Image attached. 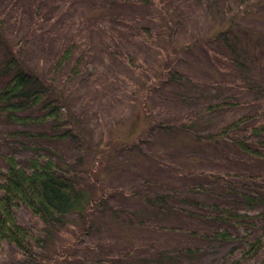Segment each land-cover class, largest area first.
Masks as SVG:
<instances>
[{
	"label": "rangeland",
	"instance_id": "1",
	"mask_svg": "<svg viewBox=\"0 0 264 264\" xmlns=\"http://www.w3.org/2000/svg\"><path fill=\"white\" fill-rule=\"evenodd\" d=\"M31 1L0 0L5 37L25 65L46 79L57 55L70 44L75 51L53 80L64 88V100L39 85L48 91L46 105L23 114L41 116L55 101L70 121L18 124L1 113L0 167L5 154L22 164L43 155L77 172L88 198L109 196V207L98 205L90 215V235L83 234L85 210L67 215L66 226L46 234L36 264H234L232 248L242 251L247 240L264 238V216H255L264 214V204L248 210L245 198L264 196V158L235 143L248 128L205 139L264 110V0H42L38 14ZM168 19L175 22L170 33ZM8 57L1 45L0 80L15 72L3 69ZM80 58V75L64 85ZM169 72L182 80H170ZM221 102L230 105L208 110ZM153 123L163 127L151 129ZM247 142L262 149L250 137ZM144 193L164 196L168 206L146 203ZM201 203L248 212L251 219L245 226L215 223ZM17 214L20 223L45 228L27 207ZM220 228L237 240L212 238ZM0 264L30 263L5 243ZM242 264H264V250Z\"/></svg>",
	"mask_w": 264,
	"mask_h": 264
},
{
	"label": "trees",
	"instance_id": "2",
	"mask_svg": "<svg viewBox=\"0 0 264 264\" xmlns=\"http://www.w3.org/2000/svg\"><path fill=\"white\" fill-rule=\"evenodd\" d=\"M30 5L31 7H35L36 14L40 13L41 9L44 7L42 0H32ZM6 24V19L1 18L0 46H4L6 52L11 56L3 62V69L9 73L10 71L15 72L7 79L0 80V114L3 113L6 118L18 124L41 123L49 120H55L64 124L69 122L70 118L67 116V113L65 114L64 105H59L55 101H50L47 104V108L50 109L41 116L32 117L24 115L23 112L39 105H46L48 91L40 88L39 85L53 87L54 91H57L56 93L58 96L56 99L58 102L64 100L62 95L64 88L62 90H57L53 84V80H55L57 75L72 58L75 45H68L67 48L57 55L51 65L48 77L44 79L40 74L29 69L25 65L19 55L20 49L14 50L13 43L5 37L4 28ZM166 25L170 33L174 29L175 22L168 19ZM230 27L231 25L227 29L221 31L220 35H225L229 32ZM143 30L147 35L151 33L147 28H143ZM126 59L129 63L136 65L134 60L130 57ZM82 60L83 59L80 58L77 61L64 85L71 79L80 75ZM0 64L2 65V62H0ZM167 75L170 77V80H182L176 73L169 72ZM226 104L230 105L225 102L215 103L208 107V110L214 111ZM256 119L262 120L253 124L252 122ZM153 126L163 127L161 123L151 125V129ZM179 127L186 132L191 131V127L185 124H181ZM245 127L248 128L249 135L237 139L235 141L236 145L246 154H253L264 158V110H260L251 115H244L227 124L220 131L207 134L205 139L216 142L232 133L241 131ZM191 133L197 135L195 132ZM70 134L71 131H67V133L59 137L64 138V136L67 137ZM39 136L45 139L49 138L45 132H40ZM249 137L262 149L252 150L247 142ZM3 159L6 163V167H0V245L6 243L14 246L30 264H36L41 258L37 249L45 248L46 234L51 230L55 231L68 224L66 219L67 215L85 210L84 215L82 212L84 217L83 234L90 235L94 229L90 215L94 213L98 205L105 206L106 208L109 207L107 204L109 198L108 194L103 193L98 199L88 198L80 186V178L77 172H72L69 166L65 169H61L53 158L37 155L28 158L27 162L24 164L19 161L16 154H5ZM141 197L146 203H150L152 206L154 203L156 206H159V208L164 205L168 206V202L164 199V196L160 194L150 195L144 193ZM245 198L250 202V204H248V210L251 209L250 206L256 203L264 204V196L260 194H245ZM21 206L27 207L35 217L42 221L45 228L32 229L20 223L17 211ZM200 206L208 209L210 215L213 214L212 219L215 223L226 226H245L246 221L251 219V217H249L251 215L248 212H241L237 209L220 206L215 203H210L209 205L201 203ZM128 216L131 219L134 217L132 213H128ZM255 216H257V218H262L264 214L257 213ZM140 224L145 226L143 223ZM190 233L196 234L194 232ZM211 237L224 241H235L238 238L234 236L228 228H220L214 231ZM244 237H249L248 230ZM78 238L80 240L82 239L81 236ZM263 250L264 238L262 236H257L250 241L247 240L246 247L242 251H238L237 248L231 249V253L238 256L234 264H242L243 262L251 261L260 255ZM187 251L197 252V249H188ZM127 255L130 256V253H127ZM119 256L120 258H116L120 261L126 258L124 257L125 255L122 254Z\"/></svg>",
	"mask_w": 264,
	"mask_h": 264
}]
</instances>
